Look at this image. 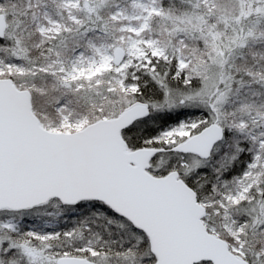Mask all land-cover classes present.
I'll list each match as a JSON object with an SVG mask.
<instances>
[{
    "label": "snow or ice",
    "instance_id": "6c2138e0",
    "mask_svg": "<svg viewBox=\"0 0 264 264\" xmlns=\"http://www.w3.org/2000/svg\"><path fill=\"white\" fill-rule=\"evenodd\" d=\"M0 264H264V0H0Z\"/></svg>",
    "mask_w": 264,
    "mask_h": 264
}]
</instances>
